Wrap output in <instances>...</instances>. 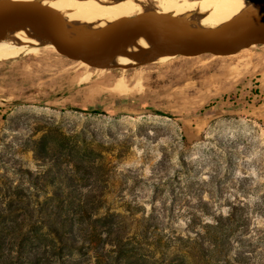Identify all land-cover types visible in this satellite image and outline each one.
Masks as SVG:
<instances>
[{
    "label": "rangeland",
    "instance_id": "374dc122",
    "mask_svg": "<svg viewBox=\"0 0 264 264\" xmlns=\"http://www.w3.org/2000/svg\"><path fill=\"white\" fill-rule=\"evenodd\" d=\"M19 57L0 62V207L64 192L115 215L136 249L101 264H264V44L131 69Z\"/></svg>",
    "mask_w": 264,
    "mask_h": 264
},
{
    "label": "trees",
    "instance_id": "16d2710c",
    "mask_svg": "<svg viewBox=\"0 0 264 264\" xmlns=\"http://www.w3.org/2000/svg\"><path fill=\"white\" fill-rule=\"evenodd\" d=\"M117 103L128 104L129 100L69 110L111 115L110 108ZM153 112L182 121L170 112L159 109ZM10 197L12 202L0 207V264H101L104 255L101 251L108 254L107 258L131 261L136 248L132 246V238L115 236L116 229L111 223L115 215L83 205L67 207L69 196L64 192L52 194V200L62 203L45 207L39 201L35 204L28 201L26 207H19L23 197L29 200L37 195Z\"/></svg>",
    "mask_w": 264,
    "mask_h": 264
},
{
    "label": "bare ground",
    "instance_id": "6f19581e",
    "mask_svg": "<svg viewBox=\"0 0 264 264\" xmlns=\"http://www.w3.org/2000/svg\"><path fill=\"white\" fill-rule=\"evenodd\" d=\"M0 2L35 3L56 10L64 17L68 38L74 42H80L117 21L146 13L172 16L187 27L202 31L221 30L242 15L264 10V0H0ZM245 29L246 27L235 28L232 33L237 35ZM49 46L57 47L50 36L27 21L18 22L5 29L0 27V62L18 58L36 48ZM234 54L236 53L229 55ZM166 56L146 35H135L124 52L101 58L97 65L105 69H131L135 68L139 61L154 62ZM81 64L90 66L85 62Z\"/></svg>",
    "mask_w": 264,
    "mask_h": 264
},
{
    "label": "water",
    "instance_id": "95a60500",
    "mask_svg": "<svg viewBox=\"0 0 264 264\" xmlns=\"http://www.w3.org/2000/svg\"><path fill=\"white\" fill-rule=\"evenodd\" d=\"M21 21L38 26L67 58L91 66L101 58L124 52L135 35H146L162 54L172 57L239 53L264 44V10L242 15L221 30L202 31L193 30L172 16L146 13L117 21L74 42L68 38L64 17L56 10L35 3L0 2L1 28ZM239 27L246 29L233 35Z\"/></svg>",
    "mask_w": 264,
    "mask_h": 264
}]
</instances>
